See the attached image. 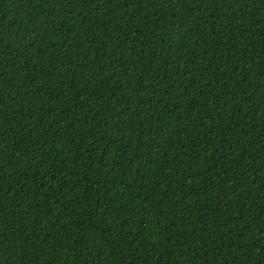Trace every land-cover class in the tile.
Listing matches in <instances>:
<instances>
[{
    "label": "trees",
    "instance_id": "16d2710c",
    "mask_svg": "<svg viewBox=\"0 0 264 264\" xmlns=\"http://www.w3.org/2000/svg\"><path fill=\"white\" fill-rule=\"evenodd\" d=\"M0 264H264V0H0Z\"/></svg>",
    "mask_w": 264,
    "mask_h": 264
}]
</instances>
